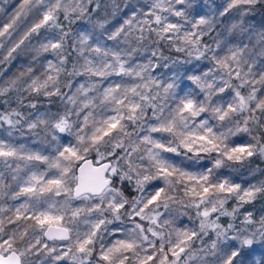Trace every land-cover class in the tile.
<instances>
[{"label":"clouds","instance_id":"obj_1","mask_svg":"<svg viewBox=\"0 0 264 264\" xmlns=\"http://www.w3.org/2000/svg\"><path fill=\"white\" fill-rule=\"evenodd\" d=\"M0 264H264V0H0Z\"/></svg>","mask_w":264,"mask_h":264}]
</instances>
